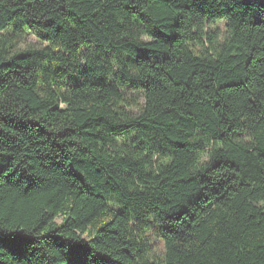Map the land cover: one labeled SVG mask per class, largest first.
<instances>
[{
    "label": "trees",
    "instance_id": "16d2710c",
    "mask_svg": "<svg viewBox=\"0 0 264 264\" xmlns=\"http://www.w3.org/2000/svg\"><path fill=\"white\" fill-rule=\"evenodd\" d=\"M0 264H264V0H0Z\"/></svg>",
    "mask_w": 264,
    "mask_h": 264
},
{
    "label": "rangeland",
    "instance_id": "374dc122",
    "mask_svg": "<svg viewBox=\"0 0 264 264\" xmlns=\"http://www.w3.org/2000/svg\"><path fill=\"white\" fill-rule=\"evenodd\" d=\"M17 43H18V47H20V48H25V47H29V46H42V45H44L32 35H28L25 38V42L23 40H20ZM154 244H155L156 251L159 254H161L163 251L162 244L159 241H154Z\"/></svg>",
    "mask_w": 264,
    "mask_h": 264
}]
</instances>
